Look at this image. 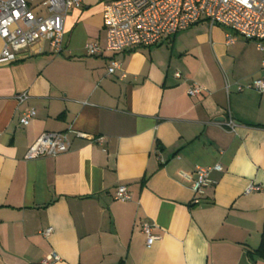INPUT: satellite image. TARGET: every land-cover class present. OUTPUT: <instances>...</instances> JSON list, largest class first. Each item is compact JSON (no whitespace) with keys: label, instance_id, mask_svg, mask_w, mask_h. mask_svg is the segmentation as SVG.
Segmentation results:
<instances>
[{"label":"crops","instance_id":"obj_1","mask_svg":"<svg viewBox=\"0 0 264 264\" xmlns=\"http://www.w3.org/2000/svg\"><path fill=\"white\" fill-rule=\"evenodd\" d=\"M102 10L82 0L68 14L60 53L44 40L0 64V264L52 253L56 264H264L249 255L264 229V93L246 88L264 80L262 54L202 22L156 46L90 56L87 44L105 47ZM112 61L125 78L108 73ZM194 83L205 92L190 97ZM48 132L67 134L69 151L27 160ZM197 167L213 185L195 205L180 172L195 178ZM118 186L129 202L114 199ZM142 223L153 226L150 248Z\"/></svg>","mask_w":264,"mask_h":264},{"label":"built area","instance_id":"obj_2","mask_svg":"<svg viewBox=\"0 0 264 264\" xmlns=\"http://www.w3.org/2000/svg\"><path fill=\"white\" fill-rule=\"evenodd\" d=\"M102 5V21L106 36L102 49L95 43H89L85 49L90 56H99L103 52L125 53L137 48H149L162 43L165 39L177 35L202 22L210 27L219 26L227 29L226 44L235 42L239 36L255 44L262 54L264 69V0H99ZM82 0H0V39L3 50L0 64L17 60L20 51L40 41H48L56 53L63 49L64 24L68 14L81 6ZM108 73L121 72L125 78L121 64L112 61ZM175 76L180 78V74ZM247 89L264 93V80H254ZM239 91L243 87L239 86ZM205 89L194 83L187 93L196 97ZM18 105L29 99L27 93L15 97ZM34 109L23 112L19 124L28 126L35 118ZM229 131L234 132L238 124L228 113L227 120L222 123ZM85 138L87 136L78 134ZM101 142V140H99ZM70 140L65 133H43L29 148L27 160L38 157H56L68 152ZM214 170L221 171L220 166ZM210 169L197 167L195 178L185 172L180 177L191 183L194 194L193 204H199L205 197L206 190L213 185L209 177ZM261 187L251 185L246 193L260 191ZM132 196L126 186H118L114 199L125 203ZM153 226L142 223L141 230L147 237L146 246L150 248L155 241L152 235ZM52 228L41 232L44 237L52 234ZM60 257L52 253L37 264H56Z\"/></svg>","mask_w":264,"mask_h":264},{"label":"trees","instance_id":"obj_3","mask_svg":"<svg viewBox=\"0 0 264 264\" xmlns=\"http://www.w3.org/2000/svg\"><path fill=\"white\" fill-rule=\"evenodd\" d=\"M249 255L257 256L258 258L264 260V229H262L261 242L259 247L255 251L250 252Z\"/></svg>","mask_w":264,"mask_h":264},{"label":"rangeland","instance_id":"obj_4","mask_svg":"<svg viewBox=\"0 0 264 264\" xmlns=\"http://www.w3.org/2000/svg\"><path fill=\"white\" fill-rule=\"evenodd\" d=\"M228 34H229V32H228Z\"/></svg>","mask_w":264,"mask_h":264}]
</instances>
